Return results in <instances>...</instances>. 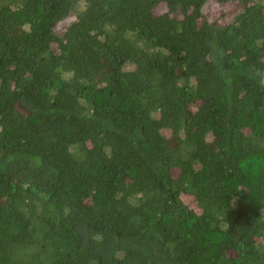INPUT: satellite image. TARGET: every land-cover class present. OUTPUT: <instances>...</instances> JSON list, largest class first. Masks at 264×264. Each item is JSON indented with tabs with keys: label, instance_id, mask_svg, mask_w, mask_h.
<instances>
[{
	"label": "trees",
	"instance_id": "16d2710c",
	"mask_svg": "<svg viewBox=\"0 0 264 264\" xmlns=\"http://www.w3.org/2000/svg\"><path fill=\"white\" fill-rule=\"evenodd\" d=\"M257 73L264 0H0V264H264Z\"/></svg>",
	"mask_w": 264,
	"mask_h": 264
},
{
	"label": "rangeland",
	"instance_id": "374dc122",
	"mask_svg": "<svg viewBox=\"0 0 264 264\" xmlns=\"http://www.w3.org/2000/svg\"><path fill=\"white\" fill-rule=\"evenodd\" d=\"M81 5V4H80ZM82 9V7H78ZM239 6L235 3L232 4H220L215 1L208 2L204 8L203 13L209 21L218 22L220 25H225L232 22L234 16L236 15ZM161 11V9H159ZM75 11L70 14V16L61 22L55 29L57 33H62L69 26V24L75 19ZM170 137V132H167Z\"/></svg>",
	"mask_w": 264,
	"mask_h": 264
},
{
	"label": "clouds",
	"instance_id": "9594fccd",
	"mask_svg": "<svg viewBox=\"0 0 264 264\" xmlns=\"http://www.w3.org/2000/svg\"><path fill=\"white\" fill-rule=\"evenodd\" d=\"M257 75L261 77V79L258 82L261 84V86H264V74L257 73Z\"/></svg>",
	"mask_w": 264,
	"mask_h": 264
}]
</instances>
